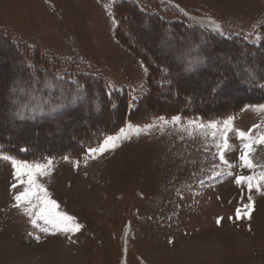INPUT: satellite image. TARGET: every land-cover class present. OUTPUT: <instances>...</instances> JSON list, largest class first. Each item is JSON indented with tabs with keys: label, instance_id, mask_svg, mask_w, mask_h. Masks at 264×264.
Returning a JSON list of instances; mask_svg holds the SVG:
<instances>
[{
	"label": "rangeland",
	"instance_id": "obj_1",
	"mask_svg": "<svg viewBox=\"0 0 264 264\" xmlns=\"http://www.w3.org/2000/svg\"><path fill=\"white\" fill-rule=\"evenodd\" d=\"M121 1L133 2L141 11L156 14L169 24H183L225 38L241 37L250 44L264 39V0H0V32L31 52L38 50L43 59L54 61L59 81L49 77L39 84L33 80L25 90L19 81L7 86L10 76L19 73L20 68L6 53V47L0 45V131L16 129L13 116L5 117L3 106L13 108L19 104L20 111L23 104L41 106L44 101H57L63 108L92 103L94 96H89L96 90L86 91L85 83L78 82V76L83 75L84 81L102 82L109 95L127 91L132 106L137 104L148 91L149 70L132 48L118 39L120 22L114 6ZM208 20L215 21L219 29L208 24ZM155 34L146 31L143 41L153 37L154 42ZM174 46H180V52L172 53ZM199 47H205L204 40L194 46L188 38L177 40L164 33L155 53H171L176 63H186L180 73L190 84L205 73L226 71L227 56L220 60L211 57L199 70L205 63L197 53ZM243 59L228 66L234 71ZM28 63L31 65V60ZM216 64L221 68L218 72L214 70ZM192 71H196L195 75L188 76ZM200 86L203 91L206 85ZM37 87V93L32 94L31 89ZM223 88L207 103H221L215 111L231 108L224 105L229 104L228 98L233 106H239V97H245L239 95L242 85L228 83ZM196 90L195 86L193 92ZM13 95L15 98L9 100ZM81 114L86 115V111ZM174 116H180V122L171 123ZM174 116H160L164 121L157 117L147 124L127 122L123 127L126 131L129 124L141 129L152 127L139 135L132 133L129 139L119 141L114 150L96 159L86 161L85 155L67 160L50 158V174L37 177V182L58 203V211L76 217L83 225L71 243L64 236H47L33 229L28 217L12 206L14 195L26 185L14 177L11 162L0 159V264H17L14 260L18 254H24L22 264H31L28 257L37 264H197L189 254L197 250L199 255L201 249L206 252L202 257L211 258L210 264H264V195L255 188L249 192L246 184L235 182L237 176L264 171V145H254L252 159L259 167L242 168L238 159L241 141L234 132H228L232 149L225 156L233 167L227 169L217 154L219 133L213 139V130L196 127L227 117L206 120ZM231 116L234 129H252L253 136L264 132V113L244 106ZM62 122L43 135L31 131L34 140L43 138L44 144L51 145L53 137L63 139L61 135L70 128ZM104 138L93 147H98ZM10 156L29 164L47 163L27 160V155ZM13 184L17 185L15 189ZM249 195L255 209L251 220H236V209L248 203ZM29 233L40 236L41 242L37 243ZM61 246L66 249L65 258L56 251ZM202 264H208L207 260Z\"/></svg>",
	"mask_w": 264,
	"mask_h": 264
},
{
	"label": "trees",
	"instance_id": "obj_2",
	"mask_svg": "<svg viewBox=\"0 0 264 264\" xmlns=\"http://www.w3.org/2000/svg\"><path fill=\"white\" fill-rule=\"evenodd\" d=\"M114 7L120 22L117 32L119 41L125 46H130V49L132 48L131 50L146 64L149 70L147 93L133 107V101L127 91H115L109 95L102 82L95 80L93 83L91 79L84 81L85 76L83 75L84 77L78 76V82L85 83L86 91L96 90L89 96H94L92 103H81L67 108L59 106L57 101L44 103L40 106L43 109L42 112L39 110L23 111V119L17 116L19 104L13 108L3 106L5 117L11 114L15 124L13 126H16L15 130L5 127L6 130L0 131L2 133L0 134V149L3 152L15 156L27 155V160L32 161H43L44 157L82 158L88 148L95 146L104 137L115 134L127 122L147 124L154 118L174 115L201 117L206 120L223 119L236 114L246 105L264 103V39L258 44H250L241 37L225 38L211 35L205 31L190 29L183 24H169L156 14L141 11L137 5L129 1L117 2ZM146 31L151 35L156 33L154 42L152 41L153 37H150L151 41H143ZM164 33L174 36L177 40L188 38L194 46L199 44L200 40H204L205 47H199L197 50V53L205 60L204 65L198 68L199 70L208 64L211 57L220 60L223 56H227L229 63L237 62L242 57L244 59L242 63L235 66L234 71L228 66L229 63L228 65L224 63L227 72L222 71L216 64L214 70L217 72L221 70L220 74L208 72L201 76L196 83L190 84L183 78L184 74L180 73L187 66L186 63H176L172 59L171 53L156 55L158 40ZM0 45L6 47V53L20 68L19 73L15 72L10 76L7 86L12 87L19 81L21 89L25 90L33 80L40 84L41 81L49 77L53 78L54 82H59L55 76L58 68L54 61L50 60L49 62L43 59L38 50L31 52L26 46L14 42L8 34L1 32ZM180 48V46H174L172 53L180 52ZM30 60L31 65L28 63ZM192 72H189L188 76L195 75L196 71ZM228 83L232 86L242 85L243 90L239 95L245 96L243 98L246 100L239 106L237 104L233 106L232 101L228 98L229 104L224 103V105L232 107L227 109L224 107L223 110L215 111L214 108H219L222 104L209 106L207 103H210L211 98L214 99V96L218 94V90ZM201 84L206 85L203 87V91L200 89ZM245 84H248V87L244 88ZM195 86L197 90L193 92ZM37 91L38 87L31 89L32 94ZM186 92L190 93L186 94ZM55 94L56 97L59 95ZM29 95L31 94L29 93ZM12 98L14 99L15 96H10L9 100ZM2 100L3 96L1 95L0 104H3ZM31 107L35 108L36 105ZM54 108L55 111L52 110ZM83 111H86V115L81 114ZM63 120L64 125L70 128L64 135H61L63 139L56 140V137L59 136H55L50 141L51 145L44 144L43 138L40 141L34 140L31 131H39L43 135L51 126L63 125ZM73 127L75 128L73 129ZM21 149H27V151L22 153Z\"/></svg>",
	"mask_w": 264,
	"mask_h": 264
},
{
	"label": "snow or ice",
	"instance_id": "obj_3",
	"mask_svg": "<svg viewBox=\"0 0 264 264\" xmlns=\"http://www.w3.org/2000/svg\"><path fill=\"white\" fill-rule=\"evenodd\" d=\"M198 23H203V21H198ZM208 24L212 25L217 30L219 29V25L216 24L215 21L208 20ZM75 100V98H74ZM74 102V101H73ZM44 103H48V101H44ZM246 109H252L256 112L264 113V104L258 105H246ZM43 111V109L37 105L35 108L30 107L28 104L21 105L20 111L17 112V116L23 119V111ZM55 111L56 109H52ZM161 121H164V117L159 118ZM233 117L229 116L223 121H212L207 125L198 124L196 127L198 128H207L213 130L211 135L213 139L216 138L217 133L220 136V143L217 144L218 156L223 165H226L227 169H231L233 165L229 163L226 159L225 153L232 149V146L228 143V132H234L237 139L241 141L240 146V167L247 168L249 170H254L259 165L255 164L252 159V154L255 151L254 145H264V132L257 134L256 136L252 135V129L249 131H240L233 128ZM180 116H174L171 119V123L180 122ZM194 122H190L192 124ZM222 125V127H220ZM152 127V125H146L145 129H141L138 126H134L129 124L127 126L128 131L125 128H121L119 133L115 136H107L104 138L103 142L99 144L98 147H90L87 149L84 159L87 161L89 159H96L98 155H103L105 152L109 150H114L118 146V142L122 139H129L132 133L139 135L141 131L146 130L147 128ZM255 127H259L254 126ZM22 151H27V149H21ZM0 159L11 162L15 172L14 177L21 184H25L26 187L23 191L18 192L14 195L13 199L15 203L12 205L13 207L20 209L22 214L27 216L31 227L35 230H38L40 233H43L47 236H64L69 242H74L72 237L75 236L78 232L81 231L83 225L77 222L76 217L71 216L67 213L58 211L59 205L58 203L50 198L49 193L45 189V187L37 182V177L47 176L50 174L52 159L48 157H44V160L47 163H27L24 161H19L16 158L5 155L3 152H0ZM65 160L68 157H64ZM75 166L79 167V161L75 162ZM226 174L231 175V172H227ZM216 176H219L220 173H215ZM26 177L27 179H23ZM235 182L237 185L246 184L248 191L251 192L253 188L264 195V171L259 172L255 175L249 176H237L235 178ZM17 187L16 184L12 185V188L15 189ZM248 203L243 204L242 209H236V220H251L252 212L254 209V201L251 195L248 196ZM220 219L217 220V224H220ZM29 236H33L32 233L28 234ZM33 239L39 243L41 242L40 236H33Z\"/></svg>",
	"mask_w": 264,
	"mask_h": 264
},
{
	"label": "bare ground",
	"instance_id": "obj_4",
	"mask_svg": "<svg viewBox=\"0 0 264 264\" xmlns=\"http://www.w3.org/2000/svg\"><path fill=\"white\" fill-rule=\"evenodd\" d=\"M238 99V98H237ZM244 100H246L245 98H243V97H239V99H238V101L241 103V102H243ZM237 101V100H236ZM238 101H237V103H238ZM239 104V103H238ZM56 251L57 252H60V255L62 256V257H66V249H65V247H63V246H61V247H58V248H56ZM201 253L198 255V252H197V250H195L194 252H190V254H189V256H193V261H194V263H197V264H202V262H204V261H206L207 260V262H208V264H210V261H212L211 260V258L209 257V258H204V257H202V255H206L205 253V251L204 250H202L201 249ZM218 253V252H217ZM193 254V255H192ZM23 255L24 254H18V255H16V260H14L17 264H22V262H24V258H23ZM25 256H26V254H25ZM28 258H30L29 259V261L31 262V264H37V262L35 261V260H33V258H31V257H28ZM216 262H218V258L216 259ZM217 264V263H216Z\"/></svg>",
	"mask_w": 264,
	"mask_h": 264
}]
</instances>
